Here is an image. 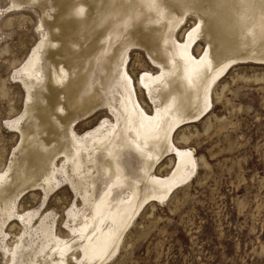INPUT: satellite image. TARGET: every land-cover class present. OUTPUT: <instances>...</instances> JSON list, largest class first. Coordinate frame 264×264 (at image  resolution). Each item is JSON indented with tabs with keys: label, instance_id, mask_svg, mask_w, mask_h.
<instances>
[{
	"label": "bare ground",
	"instance_id": "bare-ground-1",
	"mask_svg": "<svg viewBox=\"0 0 264 264\" xmlns=\"http://www.w3.org/2000/svg\"><path fill=\"white\" fill-rule=\"evenodd\" d=\"M189 12L198 23L179 39ZM63 13L74 19L62 22L56 35L43 33L15 70L27 102L12 123L20 132V156L0 173V212L24 228L9 250L18 264H39L43 257V264H104L115 257L146 206L166 202L196 175L193 151L173 143L178 130L212 112L213 91L227 70L250 60L264 63V0H65ZM121 24L123 32L112 40ZM202 34L207 48L196 56ZM134 46L149 52L158 73L145 71L133 80L128 58ZM139 94L150 98L151 115ZM102 106L114 120L78 136L72 117ZM26 116L33 125L21 128ZM128 150L140 158L136 171L126 172ZM168 156L174 166L161 175L155 167ZM60 159L65 162L58 168ZM58 174L91 213L78 206L67 213L70 239L59 236L48 215L34 227V216L14 212V199L25 187H41L48 197ZM96 174L106 184L99 195ZM123 186L128 196L112 205L114 189ZM24 255L31 258L24 262Z\"/></svg>",
	"mask_w": 264,
	"mask_h": 264
},
{
	"label": "rangeland",
	"instance_id": "rangeland-1",
	"mask_svg": "<svg viewBox=\"0 0 264 264\" xmlns=\"http://www.w3.org/2000/svg\"><path fill=\"white\" fill-rule=\"evenodd\" d=\"M64 1L0 0V173L19 158L20 132L12 123L24 113L27 93L15 70L40 44L43 33L56 35L62 22L74 19L63 13ZM196 23V14L189 12L177 30L178 38L183 39ZM124 27L114 28L112 40ZM198 41L196 56L207 48L203 34ZM129 54L128 72L134 81L142 72H159L144 48L134 46ZM222 78L213 91L212 112L184 125L173 138L176 146L193 151L197 164L194 179L176 189L166 202L148 204L124 236L116 256L104 264H264V63H238ZM138 97L144 111L151 115L154 107L148 95ZM109 111L102 106L82 116L76 113L70 125L82 136L105 119L113 121ZM30 119L23 118L20 127L32 126ZM123 160L126 172L136 171L140 163L132 150ZM64 162L60 159L57 167ZM174 163L172 156L165 157L155 170L165 175ZM57 177L59 184L48 197L41 187H25L14 199V212L30 213L34 227L48 215L52 218L48 223L55 220L59 236L70 239L67 213L82 208L88 216L91 213L71 185L60 174ZM95 180L99 195L106 184L101 174H96ZM114 190L112 205L128 196V186ZM23 233L19 222L7 220L0 212V264H18L19 259L11 261L9 250H14ZM23 240L27 244L29 239L25 236ZM25 255L24 262L31 258ZM38 263L43 264L44 257Z\"/></svg>",
	"mask_w": 264,
	"mask_h": 264
}]
</instances>
